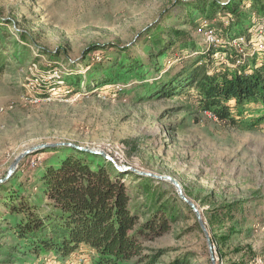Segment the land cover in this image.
Masks as SVG:
<instances>
[{"label":"rangeland","instance_id":"374dc122","mask_svg":"<svg viewBox=\"0 0 264 264\" xmlns=\"http://www.w3.org/2000/svg\"><path fill=\"white\" fill-rule=\"evenodd\" d=\"M261 6L264 0H0V264L92 262L86 247L68 257L34 254L5 206L12 195L24 197L45 216L40 176L67 155L115 170L138 223L166 221L123 264L145 255L141 264H213L211 256L215 264L264 262V120L253 122L261 106L248 105L243 120L229 125L201 108L187 78L202 56L208 74L231 64L240 33L243 52L264 62V49H253L263 40ZM204 26L215 27L216 47L199 33ZM60 141L93 151L41 147L7 175L25 150Z\"/></svg>","mask_w":264,"mask_h":264},{"label":"trees","instance_id":"16d2710c","mask_svg":"<svg viewBox=\"0 0 264 264\" xmlns=\"http://www.w3.org/2000/svg\"><path fill=\"white\" fill-rule=\"evenodd\" d=\"M263 10L261 6L258 12ZM238 56L233 53L231 64L215 68L212 74L207 73L210 61L203 64L202 56V64L190 65L187 78L199 92L201 108L213 112L219 121L235 125L243 120L248 105L259 104L260 115L253 122L260 123L264 120V62L258 65L252 55L235 65ZM40 182L50 206L45 216L24 197L14 199L12 195L5 203L12 213V228L34 254L51 252L68 257L86 247L95 254L90 264H123L140 255L144 234L165 229L166 221L159 218L137 222L139 217L130 208L125 184L115 170L92 168L76 155L48 166Z\"/></svg>","mask_w":264,"mask_h":264},{"label":"built area","instance_id":"2783aa9c","mask_svg":"<svg viewBox=\"0 0 264 264\" xmlns=\"http://www.w3.org/2000/svg\"><path fill=\"white\" fill-rule=\"evenodd\" d=\"M257 32V27H255L254 29ZM199 33L203 36V38L209 43L212 44L214 47L217 46L218 42L220 41L219 37L216 34V29L213 26H210L209 28L207 26L202 27V29H199ZM258 36L262 37L263 40H258V43L253 45V49L254 50H263L264 49V33H263V28L259 29L258 31ZM253 39L251 40H255V35L252 37ZM246 37L245 36H238L235 37L234 40L232 41V44L234 46H236V50L238 53H236L237 55H240V57L238 56V59L236 60V64H238L242 59L248 57V56H252L251 54H246L243 52V46L244 43L246 41ZM262 62H258L257 64H261ZM9 107H12L11 105ZM209 111V110H208ZM209 116H214L213 112L209 111L207 112ZM256 264H264L263 261L258 260L256 262Z\"/></svg>","mask_w":264,"mask_h":264},{"label":"water","instance_id":"95a60500","mask_svg":"<svg viewBox=\"0 0 264 264\" xmlns=\"http://www.w3.org/2000/svg\"><path fill=\"white\" fill-rule=\"evenodd\" d=\"M41 147H69V148H71V149H77V150H80V151H84V152H91V151H93L92 149H89V148H85V147H82V146H80V145H77V144H74V143H71V142H63V141H60V142H53V143H45V144H41V145H37V146H35V147H32V148H30V149H28V150H25L22 154H20L14 161H13V163L11 164V166H10V168H9V170H8V173H7V175H9L12 171H13V169L16 167V165L18 164V162H19V160L24 156V155H26V154H28L29 152H31V151H33V150H35V149H38V148H41ZM118 168H120V167H118ZM124 169H130V170H132V171H134V172H138L137 170H135V169H131V167H129V166H126V167H123ZM140 173H142V174H145V175H148V176H151V177H156V178H160L161 176H157V175H155V174H151V173H148V172H140ZM180 193V192H179ZM183 197V196H182ZM183 199H185L184 197H183ZM186 200V199H185ZM187 201V200H186ZM191 206H193V204L189 201L188 202ZM198 217H199V214H198ZM213 248V247H212ZM211 254H212V252H211ZM211 258H212V261H213V264H215V262H214V258H213V256H211Z\"/></svg>","mask_w":264,"mask_h":264}]
</instances>
